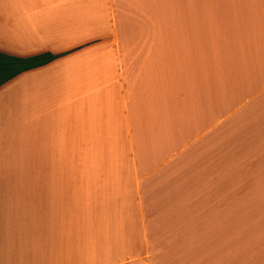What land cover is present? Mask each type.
<instances>
[{
	"label": "crops",
	"instance_id": "0c3cea01",
	"mask_svg": "<svg viewBox=\"0 0 264 264\" xmlns=\"http://www.w3.org/2000/svg\"><path fill=\"white\" fill-rule=\"evenodd\" d=\"M0 51L59 55L0 87V264H264V0H0Z\"/></svg>",
	"mask_w": 264,
	"mask_h": 264
},
{
	"label": "trees",
	"instance_id": "16d2710c",
	"mask_svg": "<svg viewBox=\"0 0 264 264\" xmlns=\"http://www.w3.org/2000/svg\"><path fill=\"white\" fill-rule=\"evenodd\" d=\"M58 56L51 52H44L34 56L21 57L0 51V87L21 73L50 63Z\"/></svg>",
	"mask_w": 264,
	"mask_h": 264
},
{
	"label": "rangeland",
	"instance_id": "374dc122",
	"mask_svg": "<svg viewBox=\"0 0 264 264\" xmlns=\"http://www.w3.org/2000/svg\"><path fill=\"white\" fill-rule=\"evenodd\" d=\"M135 244V247L137 246L138 247V243L136 242V243H134Z\"/></svg>",
	"mask_w": 264,
	"mask_h": 264
}]
</instances>
